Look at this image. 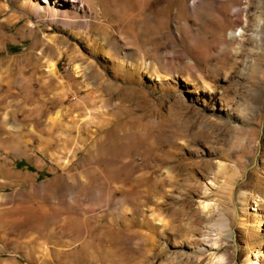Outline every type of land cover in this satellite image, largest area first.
<instances>
[{
    "label": "rangeland",
    "instance_id": "374dc122",
    "mask_svg": "<svg viewBox=\"0 0 264 264\" xmlns=\"http://www.w3.org/2000/svg\"><path fill=\"white\" fill-rule=\"evenodd\" d=\"M22 1L0 0V264L264 252V0H158L154 25L99 0L90 28Z\"/></svg>",
    "mask_w": 264,
    "mask_h": 264
},
{
    "label": "bare ground",
    "instance_id": "6f19581e",
    "mask_svg": "<svg viewBox=\"0 0 264 264\" xmlns=\"http://www.w3.org/2000/svg\"><path fill=\"white\" fill-rule=\"evenodd\" d=\"M99 0H24L21 2V6L22 7H25L28 11H30V14L35 18V19H39L40 17H42V14L43 13H46V14H53L52 17L54 18L53 20H51V22H54V21H58L64 25H66L68 28H72V26L75 24V23H78L77 21L74 20L75 19H78V18H85L86 20L84 21L86 27L90 28L92 23L88 20L89 18V15L94 17L93 19H95L96 21L99 19V9L96 8V2H98ZM108 1V0H107ZM132 1V0H131ZM139 1H144V5H145V0H139ZM137 0V2H139ZM156 1L158 0H148V3L146 4L145 7H139L136 13L132 11V14L130 13L129 15V19L131 18H135L137 19L138 21H141V20H144V19H148L149 22L147 23H153L154 25V22L150 21V20H154V16H155V12L157 10V5H156ZM194 1H197V0H194ZM102 2V6L103 8H107L108 6H110V4L108 6H106L104 3H107L105 2V0H102L100 1ZM112 2V1H111ZM133 2V1H132ZM135 2V1H134ZM136 2V3H137ZM147 2V0H146ZM209 2V1H208ZM213 6L214 5H217V7L220 5L222 7H224L225 9H229L231 3L229 2V0H211ZM124 3V2H123ZM135 3V4H136ZM98 4V3H97ZM108 4V3H107ZM121 4V3H120ZM128 4V3H127ZM126 4V6H127ZM132 4V3H131ZM134 4V6H135ZM142 4V2H141ZM210 4V3H208ZM105 5V6H104ZM112 5V3H111ZM115 5V4H113ZM139 5V4H138ZM211 5V4H210ZM120 6V5H119ZM133 6V7H134ZM232 6V5H231ZM121 7V6H120ZM124 7H125V4H124ZM116 8V7H115ZM122 8V11H123V6L121 7ZM126 8V7H125ZM135 8V7H134ZM160 8V6H159ZM232 8V7H231ZM119 9V8H118ZM117 9V10H118ZM101 10V8H100ZM104 10V9H103ZM129 10V9H128ZM132 10V9H131ZM215 10V9H214ZM218 10V9H216ZM220 10V9H219ZM218 10V11H219ZM105 11V10H104ZM103 11V12H104ZM108 11V10H107ZM125 11V10H124ZM159 11V10H158ZM226 11V10H225ZM242 11V10H241ZM239 10V12H241ZM121 12V11H120ZM221 12V11H220ZM243 12V11H242ZM124 14H122V16L124 15V17H126L125 15V12H123ZM126 13L129 14V12H127V9H126ZM222 13V12H221ZM229 13V12H228ZM232 14V12L230 13ZM237 14V13H236ZM157 15V14H156ZM198 15V14H197ZM200 15V14H199ZM239 14H237V17H238ZM242 15V13H241ZM76 16V17H75ZM104 16V15H103ZM106 16V15H105ZM104 16V17H105ZM128 16V15H127ZM224 16V15H223ZM240 16V15H239ZM109 17V15H108ZM197 17V16H196ZM123 18V17H122ZM235 17H233V20H234ZM125 21H127L128 19L127 18H123ZM127 19V20H126ZM225 19V18H224ZM238 19V18H237ZM79 20V19H78ZM226 20V19H225ZM232 20V19H231ZM242 20V19H241ZM238 21V23L236 25L239 24V26L242 25V23H240V21ZM131 20L128 21V23L130 22ZM145 21V20H144ZM227 21V20H226ZM47 22H50V20H47ZM50 22V23H51ZM115 22H118V21H115ZM234 22V21H233ZM233 22H231L232 24H234ZM242 22V21H241ZM97 23V22H95ZM125 23V22H123ZM131 23V22H130ZM150 23V24H151ZM230 23V22H228ZM227 23V24H228ZM236 23V21H235ZM112 24V23H111ZM133 24V23H132ZM76 25V24H75ZM98 25V24H97ZM110 25V24H109ZM245 25V24H244ZM102 26V25H101ZM135 26V25H134ZM137 26V25H136ZM232 26V25H230ZM103 27V26H102ZM116 27V25H115ZM247 27V26H246ZM133 28V27H132ZM229 28H232V27H229ZM234 28V27H233ZM248 28V27H247ZM33 29V28H32ZM110 29V28H109ZM133 30V29H132ZM229 30V29H228ZM227 30V31H228ZM92 31V30H91ZM130 31V30H129ZM135 31V30H134ZM134 31H131L133 32V35H131L132 37H136L135 36V32ZM130 33V32H129ZM115 34V33H113ZM124 34V33H122ZM230 34H232L230 32ZM256 34V33H255ZM138 35V34H136ZM240 35V34H239ZM229 36V35H228ZM231 36V35H230ZM242 36V35H240ZM232 37V36H231ZM235 39H238V36L235 35L234 36ZM240 38V37H239ZM136 40V39H135ZM226 40V39H224ZM227 40H229L227 38ZM231 40V38H230ZM241 40V39H240ZM237 41V40H236ZM225 42V41H224ZM227 43V42H225ZM139 54V53H138ZM144 59V58H143ZM144 65L147 66V62L143 61ZM151 65V64H150ZM52 66V65H51ZM149 67V66H148ZM53 69H55V67L53 66ZM79 70V68H77ZM149 70V69H148ZM227 227L230 226V223L229 221H227ZM225 225V226H226ZM236 233L235 231H232L231 230V234H232V237L233 238H237L238 236H236ZM200 239L198 240V242L200 243L199 245V252H200V255L201 254H206L207 252L213 250L214 248L210 245H208V240L206 239V235L205 234H202L200 235L199 237ZM202 242V243H201ZM197 243V242H196ZM210 246V247H209ZM196 251V250H195ZM223 260V259H222ZM226 260H228L226 258ZM225 260V261H226ZM264 260V252H261V251H253V252H249L247 253V255L245 256L244 258V261L242 264H261ZM225 261H221V259L215 261V262H212L211 264H230L229 261L225 262Z\"/></svg>",
    "mask_w": 264,
    "mask_h": 264
}]
</instances>
